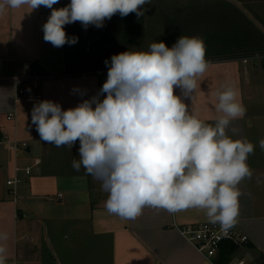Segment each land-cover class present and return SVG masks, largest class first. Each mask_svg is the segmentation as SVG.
<instances>
[{"label": "crops", "instance_id": "1", "mask_svg": "<svg viewBox=\"0 0 264 264\" xmlns=\"http://www.w3.org/2000/svg\"><path fill=\"white\" fill-rule=\"evenodd\" d=\"M70 2L59 0L53 8ZM154 8L191 10L169 15L173 24L193 25L187 35L194 31L205 42L209 66L192 96L175 89L190 112L214 123L219 115L216 93L225 85L237 90L246 109L228 129L233 139L246 138L256 145L248 157L252 177L239 185L242 195L234 225L249 244L239 247L233 261L264 264V151L258 144L264 138V64L245 66L240 61L264 53V0H151L142 6L140 17L117 13L100 28H85L78 21L65 25L67 36L78 40L59 48L43 39L42 26L52 9L25 6L0 15V133L29 147L17 155L0 149V233L8 234L6 264H216L218 258L206 261L175 229L210 223L204 210L169 213L146 207L134 220L109 214L101 182L85 172H62L64 162L56 156L61 149L41 141L31 122L32 109L40 101L51 100L67 110L97 95L107 79L99 74L109 68L113 55L137 51L146 26L154 24ZM37 76L49 79L40 87L13 83ZM10 114L15 116L12 121ZM27 167L33 168L32 174L20 173L23 182L14 197L7 182L16 168Z\"/></svg>", "mask_w": 264, "mask_h": 264}, {"label": "clouds", "instance_id": "2", "mask_svg": "<svg viewBox=\"0 0 264 264\" xmlns=\"http://www.w3.org/2000/svg\"><path fill=\"white\" fill-rule=\"evenodd\" d=\"M58 2L0 0V15L25 6L52 9L42 26L43 39L59 48L78 40L67 36V24L78 21L85 28H100L117 13L143 16L142 6L151 4L71 0L66 7L53 8ZM208 66L200 37L183 35L171 48L153 42L147 51L113 55L97 95L67 110L51 100L40 101L32 109L31 122L48 144L71 148L79 141V160L74 159L72 167L77 172L83 167L101 182L109 214L134 220L146 207L169 213L197 208L210 223L228 231L239 216V185L252 177L248 157L256 145L228 135L232 121L246 112L233 86L216 93L219 115L214 123L192 114L175 94L180 88L184 97L192 96ZM100 94H106L103 100ZM258 144L264 151V138ZM7 240L8 234L0 233V264H6Z\"/></svg>", "mask_w": 264, "mask_h": 264}, {"label": "built area", "instance_id": "3", "mask_svg": "<svg viewBox=\"0 0 264 264\" xmlns=\"http://www.w3.org/2000/svg\"><path fill=\"white\" fill-rule=\"evenodd\" d=\"M240 61L245 66L261 65L264 64V53L251 54L241 58ZM47 79H49L48 76H37L16 80L13 83L18 87H24L27 84L33 85L35 87H40L42 82L46 81ZM24 93V89L19 90L20 95H23ZM14 118L15 116L13 114H10L8 120L12 121L14 120ZM1 148H7L16 155L20 152H27V150L29 149L28 144L20 142L18 140H10L0 133V149ZM38 165L39 162L36 163V166ZM32 171V167H27L25 169H15V177L7 182V185L12 189V195L14 197H16L17 187L23 182V178L20 176V173L23 172L30 176L32 174ZM175 229L200 256H202L206 261L212 263L219 254L220 249L224 243L231 242L240 248L245 247L249 244V238L234 226L231 227L228 231H223L219 223H201L183 227L175 226ZM230 264L253 263L250 259H241L232 261Z\"/></svg>", "mask_w": 264, "mask_h": 264}, {"label": "rangeland", "instance_id": "4", "mask_svg": "<svg viewBox=\"0 0 264 264\" xmlns=\"http://www.w3.org/2000/svg\"><path fill=\"white\" fill-rule=\"evenodd\" d=\"M157 1V0H154ZM166 1H172V0H163ZM171 11H178L180 13L183 12H191V10H167V9H159L154 8L152 10V14H150L153 18L154 24L153 26H146L148 31L142 34L140 36V41H137V51H147L149 48V45L153 42H161L163 41L169 48L173 46V44L181 37V36H188L187 32L189 31L188 26L193 25H186L183 24V26H179L176 24H173V20L171 16L169 15V12ZM151 28V29H150ZM191 35L194 36V31L191 32ZM108 68L104 69L102 73H100V76H103V78L107 77ZM48 145V143H46ZM53 149H61L59 152H57L56 156L58 157L59 162H64V165H60L59 169H61L62 172L68 170L74 173H80L85 172L84 168L81 167L80 171H75L72 167V161L74 159L79 160V147L80 143L79 141H76L75 144L70 148L68 146H61L56 147L55 145L51 144ZM86 173V172H85ZM107 196L106 194L104 195Z\"/></svg>", "mask_w": 264, "mask_h": 264}, {"label": "trees", "instance_id": "5", "mask_svg": "<svg viewBox=\"0 0 264 264\" xmlns=\"http://www.w3.org/2000/svg\"><path fill=\"white\" fill-rule=\"evenodd\" d=\"M38 72L41 73L40 71ZM105 95L106 94H104V96ZM102 99H103V94H102ZM238 251H239V247L236 246L235 244L231 242L224 243L220 249L219 254L216 257L218 258L216 264H230L233 261L235 255L238 253Z\"/></svg>", "mask_w": 264, "mask_h": 264}]
</instances>
